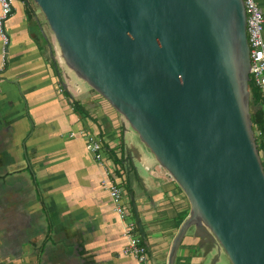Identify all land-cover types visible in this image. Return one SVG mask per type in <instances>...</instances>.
Listing matches in <instances>:
<instances>
[{
    "label": "water",
    "instance_id": "obj_1",
    "mask_svg": "<svg viewBox=\"0 0 264 264\" xmlns=\"http://www.w3.org/2000/svg\"><path fill=\"white\" fill-rule=\"evenodd\" d=\"M66 65L177 183L230 264H264V167L243 0H33Z\"/></svg>",
    "mask_w": 264,
    "mask_h": 264
},
{
    "label": "crops",
    "instance_id": "obj_2",
    "mask_svg": "<svg viewBox=\"0 0 264 264\" xmlns=\"http://www.w3.org/2000/svg\"><path fill=\"white\" fill-rule=\"evenodd\" d=\"M17 2L5 54L0 38V264H138L124 252L129 222L153 264H168L188 199L122 115L66 65L36 3ZM256 2L264 14V0ZM80 129L100 140L101 161L84 137H69ZM103 180L121 187L124 219ZM187 231L194 242L182 245ZM187 231L173 264H230L205 228Z\"/></svg>",
    "mask_w": 264,
    "mask_h": 264
},
{
    "label": "built area",
    "instance_id": "obj_3",
    "mask_svg": "<svg viewBox=\"0 0 264 264\" xmlns=\"http://www.w3.org/2000/svg\"><path fill=\"white\" fill-rule=\"evenodd\" d=\"M246 13V34L249 46V75L250 82L257 87L264 99V14L256 0H243ZM13 13V0H0V38L2 41V51L5 54V48L9 44V36L5 30L4 22L9 19ZM261 114L264 120V102L261 106ZM255 135V132H254ZM84 137L87 150L93 155L94 159L101 161L103 159V146L100 140L83 129L71 131L69 137ZM103 186L109 191L111 203L114 211L124 219L126 217V208L123 203V192L116 183L102 181ZM136 224L129 222L124 231L127 238V244L124 252L137 260L138 264H153L148 254L147 246L135 234Z\"/></svg>",
    "mask_w": 264,
    "mask_h": 264
},
{
    "label": "trees",
    "instance_id": "obj_4",
    "mask_svg": "<svg viewBox=\"0 0 264 264\" xmlns=\"http://www.w3.org/2000/svg\"><path fill=\"white\" fill-rule=\"evenodd\" d=\"M29 1L33 0H24V2L28 5ZM31 15V14H30ZM249 91H250V105H252L251 110V119L253 123V130L255 132V139L257 143V148L260 156H264V120L261 114V106L264 102L262 94L260 90L255 87L252 82L249 83ZM73 108L77 111L81 117H85V113L83 112V108L78 104L75 100H73ZM259 138V142L257 141V136ZM263 163V162H262Z\"/></svg>",
    "mask_w": 264,
    "mask_h": 264
},
{
    "label": "rangeland",
    "instance_id": "obj_5",
    "mask_svg": "<svg viewBox=\"0 0 264 264\" xmlns=\"http://www.w3.org/2000/svg\"><path fill=\"white\" fill-rule=\"evenodd\" d=\"M15 3L17 4V5H19L18 4V2H17V0H13V5H15ZM42 17V16H41ZM42 20H43V18H42ZM7 26H8V20L7 21H5L4 22V27H5V30H6V32H7ZM45 26V25H44ZM46 28V32L47 33H49L50 35H51V32H50V30L48 29V27L47 26H45ZM2 45V44H1ZM0 53H2V51H0ZM56 68V67H55ZM67 91V90H66ZM250 108H251V110H253L252 109V105H250ZM257 136V135H256ZM137 138L136 139H139L138 138V136H136ZM139 141H140V139H139ZM257 141L259 142V138H258V136H257ZM142 149H143V151L147 154H149L150 152H149V150L147 149V147H145V145H142ZM102 153H103V151H102ZM151 154V153H150ZM149 154V155H150ZM261 160H262V162H263V167H264V156L263 155H261ZM190 231V230H189ZM189 231H187V234L184 236V238H183V240H182V245H188V244H190V242L193 244V239L191 238V236H190V234L188 233ZM225 259V258H224ZM217 264H219V263H217Z\"/></svg>",
    "mask_w": 264,
    "mask_h": 264
}]
</instances>
